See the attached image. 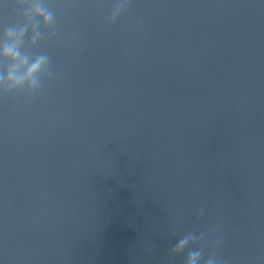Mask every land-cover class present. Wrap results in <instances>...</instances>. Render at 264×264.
Returning a JSON list of instances; mask_svg holds the SVG:
<instances>
[{
    "label": "clouds",
    "instance_id": "clouds-1",
    "mask_svg": "<svg viewBox=\"0 0 264 264\" xmlns=\"http://www.w3.org/2000/svg\"><path fill=\"white\" fill-rule=\"evenodd\" d=\"M133 0H114L109 15L108 24H114L117 19L132 6ZM17 14L15 23L6 27L0 42V57L6 62V68L0 72V96H24L31 99L38 95L45 80L55 79L56 74L51 68V59L47 54L33 55L25 48L26 37L28 43L35 47L41 40L42 29L51 30L49 35H55V14L44 0H14L12 5ZM3 7L7 8V0ZM198 217L204 215V208H200ZM203 239V234L189 232L180 238L172 248L174 255H179L190 245ZM216 242L213 247H217ZM204 257L203 248H192L188 251L184 264H201ZM203 264H224L215 252L203 259Z\"/></svg>",
    "mask_w": 264,
    "mask_h": 264
}]
</instances>
